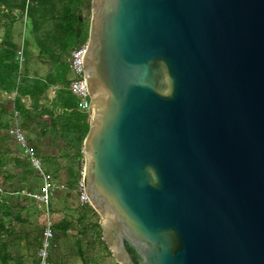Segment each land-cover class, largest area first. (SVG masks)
I'll list each match as a JSON object with an SVG mask.
<instances>
[{
    "label": "water",
    "instance_id": "1",
    "mask_svg": "<svg viewBox=\"0 0 264 264\" xmlns=\"http://www.w3.org/2000/svg\"><path fill=\"white\" fill-rule=\"evenodd\" d=\"M84 189L117 264H264V0H91Z\"/></svg>",
    "mask_w": 264,
    "mask_h": 264
},
{
    "label": "rangeland",
    "instance_id": "2",
    "mask_svg": "<svg viewBox=\"0 0 264 264\" xmlns=\"http://www.w3.org/2000/svg\"><path fill=\"white\" fill-rule=\"evenodd\" d=\"M78 1L75 15L82 26L84 25L85 30L91 17V0ZM56 5L55 14L60 18L62 7L59 3ZM44 18H50L48 12L36 15L37 27L34 33H30L29 21L25 17L20 18L9 33L0 26V44L17 57L19 53H24L23 69L18 71L21 76L26 69L30 76L42 80L54 73L48 64V55L40 53L33 41V36H37L55 50V46H52L48 40L54 22L43 23ZM75 29L79 31L80 26L77 24ZM11 45H15L16 49L12 50ZM44 107L47 111L48 102H45ZM15 113L51 187L49 200L55 197L57 201L53 206L59 210L64 208L71 211L76 209V205L79 206L75 188L84 168L83 137L86 128L77 122H69L62 116L55 115L50 118L44 113L43 116L36 117L31 112L18 111L15 108V95H5L0 92V192L2 190L11 193L9 202L14 207L11 215L3 219L5 224L10 223L11 226L9 233H0V240L4 243L2 250L9 256L6 264H17L19 261L20 264H37L38 251L41 248L47 222L45 206L39 200L44 191L45 178L23 156L18 145L8 135L12 116ZM50 207L51 204L49 211ZM50 221L54 236L50 243L48 263L70 264L69 261H73L70 240L72 234L60 231L56 235L55 223L51 218ZM83 249H85L84 245L81 259L85 262L90 253L88 249L87 251Z\"/></svg>",
    "mask_w": 264,
    "mask_h": 264
},
{
    "label": "trees",
    "instance_id": "3",
    "mask_svg": "<svg viewBox=\"0 0 264 264\" xmlns=\"http://www.w3.org/2000/svg\"><path fill=\"white\" fill-rule=\"evenodd\" d=\"M53 1L0 0V26L6 33H9L22 17L28 19L30 33H34L37 27L36 15L48 12L50 18H44L43 23L54 22V28L48 40L52 46H55L54 50L37 36H33V41L40 53L48 55V64L54 71L42 80L30 76L27 69L21 76L18 71L23 69V62L19 64V57L0 44V92L5 95H15V108L18 111L31 112L36 117L43 116L44 113L48 114L50 118L55 115L62 116L69 122L82 124L86 128L84 141L89 129L88 114L78 108L76 99L67 90L70 76L66 60L72 49L81 46L83 40V44L87 42L90 21L84 30V25L82 26L75 15L76 6L79 4L78 0H57L56 3ZM57 3L62 7L60 18L55 14ZM77 24L80 26L79 31L75 29ZM11 49L15 50L16 46L11 45ZM21 56L24 59L23 52H21ZM45 102H48L47 111L44 107ZM10 194L7 191L1 190L0 192V233L5 234L9 233L11 225L10 223L5 224L3 219L10 216L14 209L9 202ZM91 227L101 234L99 223ZM86 232L87 229L83 231V234ZM3 246L4 243L0 240V264H6V261L9 260V256L2 250ZM17 264H20V261Z\"/></svg>",
    "mask_w": 264,
    "mask_h": 264
},
{
    "label": "built area",
    "instance_id": "4",
    "mask_svg": "<svg viewBox=\"0 0 264 264\" xmlns=\"http://www.w3.org/2000/svg\"><path fill=\"white\" fill-rule=\"evenodd\" d=\"M86 51V43L72 49L67 57V66L69 71V85L67 90L69 93L76 99L78 108L88 114V121L92 115V105L90 96L88 93V88L86 84L85 72H84V65H83V58ZM23 62V58L21 53H19V64ZM8 135L10 138L18 145L20 150L23 153V156L28 159L32 165L37 169L41 176L45 178V174L42 171V166L40 161L36 158V155L33 149L30 147L25 133L21 128L19 123L18 115L15 113L12 116V120L8 129ZM51 191V187L48 185L47 180L45 178V185L44 191L39 200L45 206V215L47 218V222L43 231V241L41 244V248L38 251V261L37 264H49V248L50 243L53 239L54 232L52 222L50 221L49 216V193ZM76 192L78 195V201L83 206L90 207L88 198L85 194L84 189V168L81 174L80 179L76 184Z\"/></svg>",
    "mask_w": 264,
    "mask_h": 264
},
{
    "label": "crops",
    "instance_id": "5",
    "mask_svg": "<svg viewBox=\"0 0 264 264\" xmlns=\"http://www.w3.org/2000/svg\"><path fill=\"white\" fill-rule=\"evenodd\" d=\"M76 197H78V195ZM55 199L56 198L53 197L52 200H50L49 205L51 204V207L49 216L55 223L56 235L60 233V231H65L72 234L70 240L72 244L71 248H73L71 249V253L73 254V261H69V263L117 264L106 248L100 232L96 229H92L91 227L92 225L94 226L95 224L100 222V217L95 213V211L91 207L81 205L78 199L77 202L79 206L76 205V209H72L70 211L62 208L61 210H59L53 206V203L57 201ZM56 223H58V225H56ZM86 229L87 232L83 234V231ZM83 245L85 247L83 251H87L88 249L90 253L89 258L85 262H83L81 259Z\"/></svg>",
    "mask_w": 264,
    "mask_h": 264
}]
</instances>
